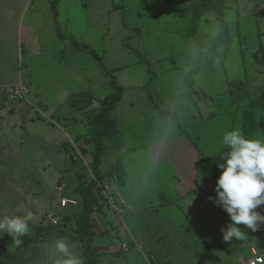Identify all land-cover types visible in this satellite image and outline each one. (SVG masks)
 <instances>
[{"label":"crops","instance_id":"1","mask_svg":"<svg viewBox=\"0 0 264 264\" xmlns=\"http://www.w3.org/2000/svg\"><path fill=\"white\" fill-rule=\"evenodd\" d=\"M90 1L88 14H86L87 18L80 20L78 19L79 8L75 5L71 6L69 0H0V112L2 113L3 118L9 112L14 111L17 107L15 104L11 103L8 105L6 103V101L11 100L4 97L6 95L2 88L5 85L23 79L29 86H31V93L33 89L37 94L36 98H29L26 101H29L27 103L30 104H36L37 101L40 104L38 110L41 114L38 117L47 120L48 116H50V114L52 115L53 111H55L59 113L56 116L73 129L70 130L71 133H75L74 137L71 133H65L61 126L60 132H64V138L62 136L59 139V145L63 149L65 159L73 164L77 163V161L73 162L71 158L68 157L64 145L66 143L76 145L75 140L77 135L84 134L88 131L83 113L78 110L76 111V109L70 104L66 105L64 108L58 107L65 102V99H67L65 93L62 94L63 87L60 86L62 88L60 90L56 87L57 84L63 85V81L60 80L59 83L57 80L55 81L52 79L46 81L45 76L49 75L50 77V74H46L49 70L50 64L43 65L42 68L38 66L36 67L35 65L30 66L31 57L42 56L43 58V56L54 55L57 51H68L66 46L70 43L67 41L61 43V40H63L59 36L61 30L66 33H71L77 38L78 32L82 30L80 26H88V29H85L87 32L89 27L95 31L100 25H107L110 23L111 12H118V9H122L126 15L128 14L131 23H133L130 26L128 22H125V28L121 35V38L124 37L127 39L125 40V44L129 46L130 42L128 41V38L136 40L140 35L142 38L147 31L146 26H149L153 33L156 30L174 31L176 33L181 32L182 30L181 33H183L185 40L183 43L186 47L185 49H187L185 52L187 57L180 70L184 71V80L190 82L191 90L197 91V89H199V91L204 93V98H169L171 101L169 108L161 107L158 111H155L152 107L151 104L153 102L151 99H142L147 104V112L150 113L151 118L159 119L164 116L167 117L170 113V109H172L173 114L179 119L181 127L177 133L178 136H180V134L182 135L185 131L183 138H185L184 142L189 156L188 158L191 160V163L185 164L183 167L180 166L178 160L179 152H176L173 155L169 154L171 149L174 151H178L179 149H176L170 143L164 147L162 145L163 139L160 137L146 136L139 139L143 134L142 130L139 129L136 123L130 122L129 124L126 122V111L129 109L128 106L123 104V96L126 88L116 77L115 72L126 68L128 63L125 59L114 60L116 62L115 64L109 63L106 58V55L108 54V50L105 49L106 47L102 51L104 57L101 55L103 61L105 59L104 63L106 62V67H108V69L115 75L118 84L123 87L121 100L113 111V117L119 128L118 140L115 141L113 147L103 158V166H105L106 161L112 158V161H109V163L107 162V168L117 165L119 173L122 172L123 174L121 179L116 183L110 179L115 185L112 184L111 181H108V184L114 192V196L121 203L123 212L121 213V216H118L115 212L111 211V209H104L101 213H94V216H97V219L99 220V223L97 220L99 229L104 231V235L102 236L108 237V233L114 231L115 236L112 235L114 238H112V236H109V238L113 240L117 239V242L115 243L118 245L116 246L106 243L105 241L99 243V238L102 236L98 237L97 240L98 244L104 247L110 246V249L112 250L123 247L118 250L116 256H120L123 252L125 254L126 252L133 250V248H137L140 253V248L142 249L143 246H145V243L143 244L142 240V238H145L142 231L144 226L150 224L151 221H157L156 219H151L149 217L144 218L143 213L150 214L152 211L154 212L155 210H158L160 215L159 220L163 224L165 223L164 225H166L169 232H172L173 230L167 226V218L165 219V216L159 211L163 204L168 202V205H172L173 201H176L175 203L178 204V207H182L184 200L193 197L194 195H198L201 199V204L203 205L204 210H213L210 202L208 203L207 201V196L211 193L214 195L215 192L207 190L204 191L205 195L202 193L207 186L208 181H217V178L219 177L214 170L208 175L209 170L212 169L213 165L211 160L218 151L225 147L222 144L223 134L240 128L234 124L235 118L233 116L235 112L232 111L233 106L223 107L221 105V102L227 98L213 97L218 95L216 92L217 89H219L217 88L218 86H222V91L228 93V87L226 88L227 79H229L230 82L234 80L248 81L244 59L242 57V48H240L241 41L239 40L241 35L238 23L242 16L247 17V19L249 18L254 26L255 35L260 40L259 48L255 46L252 53L254 54L257 51V53H262V55H264V0H227L226 6L223 8V16L227 28L225 30H227V33L223 32V34L222 31L224 28L222 22L218 21L216 11L214 10L206 11L198 20L196 29H192L195 28L192 27L191 24L193 16V11L191 9L192 0H132L128 6L117 4L118 0ZM17 3L20 4L18 8L16 5ZM54 3L57 6V22L55 20V12L53 9ZM188 20L190 21L189 28H187V30L183 29ZM159 24L165 25V29H161ZM92 30V36H94V31ZM125 30H128L129 34L125 35ZM193 30H195V32H192ZM16 34L18 38L17 44L15 43ZM196 34L200 35V39L196 38ZM81 35L82 38L79 36L78 39L81 38L84 40V38H86V41L89 39V36L85 35V33H81ZM222 35L223 37L225 36L224 39L232 38L234 41L236 40L237 44L239 42L238 48L226 46L224 43L218 44L217 41H220ZM56 39H60L57 48L53 46L55 44L54 40ZM26 45L27 48L25 47ZM16 50L18 55L19 72L16 71L17 62L14 58ZM9 52L12 53L13 56L10 61L6 59V55ZM136 52L140 54L139 50H136ZM116 53L121 56L126 55V52L122 47H120ZM155 53L156 52L153 51L152 54L154 55ZM222 54H224L223 67H226L228 76L225 75L224 72H222L221 75L217 74V59L218 55ZM193 56H199V58H193ZM42 58H40L41 61L43 60ZM153 60L160 73L155 72L151 77V82L159 77L162 78L164 74H166L165 79H173L177 77L168 66L163 68L160 67L161 61L166 62L165 58L162 60ZM253 60H256V53L254 54ZM171 61L174 62L172 59ZM254 61L252 63H254ZM23 64L25 66L24 70L21 69ZM20 65L22 66L20 67ZM176 68L177 66L175 69ZM7 72H10L9 77L7 76ZM36 73L38 74L35 76ZM65 85H67V83ZM262 88L264 90V84H262ZM68 93L71 94L69 91ZM81 93L82 92L78 94ZM103 98L104 97L96 99L98 101ZM97 101H94V107L99 105V102ZM231 102L234 103L229 99V105ZM134 103L135 100H132L130 102L131 106H133ZM30 104H28L29 107H31ZM153 106L158 105L155 104ZM237 108L239 109V105ZM261 109L264 114V108ZM238 112L240 113V110H238ZM239 113H236V115L238 116ZM32 116L33 109L30 108L28 118L31 120ZM13 124L15 127L18 126V123ZM3 126L4 124L0 122V127ZM220 127L221 130L219 131L218 129ZM222 129H225V131L222 132ZM194 137H197L198 139V147L193 143ZM212 139H214L215 142L213 145H210L209 141ZM182 155L185 159H188L185 154ZM156 157L159 160H163L162 163L168 165L169 168L172 166L174 170V172L171 170L170 173L167 172V174H165V178L168 177V179L163 182V185H165L164 188L167 189L166 192L160 191V187H158L159 173L154 163ZM0 161H5V159ZM3 165L7 164H0V166ZM76 171V169L72 170V174H74L75 177ZM204 174L205 177L201 181V177L204 176ZM76 185L77 184L74 186L73 194L70 195L64 191L66 185L65 180H63L64 190L62 188V196L71 198L75 200L76 203L62 206L60 202V207H58L57 210L48 212L46 218L49 219V215L51 214H57L59 217L58 219H60L62 215L77 209L80 198L75 191ZM163 197H167L168 200L161 202V198ZM166 211L168 215V212L171 211V207L166 208ZM181 211H183V207L181 208ZM107 216H109L108 220H106ZM100 220L104 224V228L101 227ZM106 223H109V227L106 226ZM111 227H113V229H110ZM262 229L264 233V225H262ZM120 233L126 237L125 240L120 238ZM247 235H249L250 238L247 236L248 244L245 247V251L239 250L240 248L238 249L236 246V251L232 256L217 257L216 255H213V259L221 264L224 260L225 264H239V259L241 258L243 259L241 264H247V259L253 255L260 254L264 258V235L260 239L258 238L256 231L253 232L250 229H247ZM176 243H178V241L174 242L175 245L173 249L175 250V253H178L179 255H174V252L169 250H165L164 252L161 247H156L155 244L154 250L151 251L152 248L146 245V252L141 256L143 258L142 262L145 264H178L180 261L182 262L181 264L206 263L207 258L201 253V251H198L195 254H190L187 248L178 246ZM52 244L53 243H31L17 251L6 250L0 247V249H2L0 251V264H3V261L8 260L9 257L26 260V262H23L22 264H51V259H54L52 248L50 247ZM68 244L76 255L79 257L82 256L81 248L78 244ZM108 250L109 249H107V251ZM173 257L174 260L172 261ZM125 259H127V261L132 260V264L139 263L134 251L132 254L125 256ZM177 259L180 260L177 262ZM81 260L83 261L82 257ZM210 261L212 262V259Z\"/></svg>","mask_w":264,"mask_h":264},{"label":"rangeland","instance_id":"2","mask_svg":"<svg viewBox=\"0 0 264 264\" xmlns=\"http://www.w3.org/2000/svg\"><path fill=\"white\" fill-rule=\"evenodd\" d=\"M131 1L132 0H118L117 4L128 6ZM90 2V0H69V4L71 6L75 5L79 8L78 19L80 20L87 18L86 14H88ZM16 5L18 8L20 4L17 3ZM118 10V12H111L110 23L107 25H100L95 31L89 27L87 32L85 29H88V26H80L82 30L78 32V37L81 33H85V35L89 36V39L87 42L85 40L86 38H84V40L81 39V36H83L81 35V38L78 39L77 37V40L79 42L87 43L102 56V51L106 47L105 49L108 50L106 58L109 63L115 64L116 62L114 60L117 61L118 59H125L127 61L128 66L126 68L115 72L116 77L126 88L123 96V104L129 108L126 111V122L129 124L130 122L136 123L139 129L142 130L143 134L139 139L146 136L160 137L163 139L162 145L164 147L170 143L176 149H179L178 151L171 149L169 154L173 155L176 152H179L178 160L180 166L183 167L185 164L191 163V160L188 158L189 156L184 142L185 138H183L185 131L182 135L180 134V136H178L177 133L181 127L179 119L173 114L172 109H170V113L167 117L164 116L159 119L151 118L150 113L147 112V104L142 99H151L153 102L151 104L152 107L155 111H158L161 107L169 108L171 102L169 98H204V93L199 91V89H197V91L191 90L190 82L188 80H184V71L180 70L187 57L185 54L187 49H185L186 47L183 43L185 40L183 33H181L182 30L177 33L174 31L156 30L153 33L151 28L146 26L147 31L144 33L142 38L141 35L136 40L128 38V41L130 42L129 46L125 44V40L127 39L124 37L121 38V35L125 28V22H128L130 26L133 23H131L130 16L128 14L126 15L122 9ZM216 17L218 21L221 22L219 16L216 15ZM159 26L161 29H165V25L159 24ZM189 26L190 21L188 20L185 23V28L183 29L187 30ZM238 28L241 35L239 38L241 41L240 48H242V57L244 59L245 69L248 76L247 79L249 81L248 82L246 80V82L250 83L248 84V86L250 85L248 92L251 99L257 98L259 94L258 91L263 89L262 84H264V55H262V53H257L256 51V60L254 61L253 59L255 53L253 54L252 50H254L255 46H259L260 40L255 35L254 26L252 25V22H250L249 18L247 19V17L242 16L239 20ZM91 30L94 31V36H92ZM126 34H129L128 30H125V35ZM196 36L197 39H200V35L196 34ZM224 37H221L220 41H217V43H224L226 46L238 48L239 42L237 44L236 40L234 41L232 38L224 39ZM17 41L18 38L16 34V44ZM64 41L70 43L66 46L68 51H57L54 55L43 56V58L42 56H32L30 63V66L35 65L40 68L49 63V70L46 74H50L51 78L49 75H46L45 80H57L58 83L60 80L63 81V85L57 84L56 87L58 90L62 89L60 86L63 87L62 94L65 93V97L67 99H65V102L58 107H66V105L70 104L68 99L72 95H77L80 92H88L87 94H89L92 98H102L110 93L111 77L101 69V66L96 59L90 53L76 48L71 39H63L61 40V43H64ZM54 43L55 44L53 46L57 48V45L60 43V39L54 40ZM25 47L27 48V45ZM120 47L124 48L126 52L125 56H121L116 53ZM136 50H139L140 54H138ZM153 51L156 52L154 55L152 54ZM6 57V59L10 61L13 57L12 53L9 52ZM14 58L17 62L16 71H18L19 66L17 50L14 54ZM40 58L43 60L41 61ZM164 58L166 59V62L161 61L160 67L163 68L168 66L177 77L173 78L174 80L172 78L165 79L166 74H164L162 78L159 77L151 82L152 75L155 72L160 73L157 70L153 59L162 60ZM193 58H199V56H193ZM171 59L175 63L172 62ZM253 61L254 63H252ZM223 62L224 54L218 55L217 74L221 75L222 72H224L225 75L228 76V71L226 67H223ZM21 66L22 65H20V67ZM176 66L177 68L175 69ZM21 69H25L24 64ZM7 73V76L9 77L10 72ZM37 74L38 73H36L35 76ZM229 82L230 80L227 79L226 88L228 87V89L230 84ZM66 83L68 86L65 85ZM217 88H219L216 91L218 95L213 98H227L221 102V105L223 107L233 106L232 111L235 112L233 116L235 118L234 124L240 127L239 130L243 134L242 108L244 105L242 104V107L239 109L237 108V103L231 102L229 105L228 100L230 99V101H232V98H230L228 93L222 91V86H218ZM67 89L71 94L68 93ZM36 95V92L32 89V93L29 98L34 99L36 98ZM4 97L7 98L6 96ZM132 100H135L133 106L130 104ZM27 102L29 101H6L8 105L12 103L17 107L14 111L9 112L3 118L2 113L0 112V122L4 124L3 127H0V160L5 159V161H0V164H7L0 166V219L8 216H25L27 213L31 212L33 214V220L30 221L29 224L35 225L40 224L48 212L57 210V208L60 207L63 193L61 188L64 187L63 180H65L66 185L65 190L63 188L65 193L70 195L73 194L74 186L77 184L78 179L74 174H72V170L76 169V172L81 171L83 173L91 171V157L87 154V150L84 154L79 152V160H77V163L73 164L68 162L65 159L63 149L59 145V139L62 136L64 138V132L69 134L73 129L61 121L56 116L59 113L55 111H53L52 115L50 114V116H48L47 120L45 118H39L38 116L41 112H39L38 106L40 104L37 101L36 104H30ZM28 104H30L31 107H29ZM155 104L159 107L153 106ZM30 108L33 109V116L31 120L28 118ZM238 110H240V113ZM262 111L261 107L255 109L256 116L259 119L258 129L252 136L243 134L246 138L264 139V114ZM236 113H239V115L237 116ZM13 123H18V126L15 127ZM61 126L64 129L63 133L60 132ZM218 130L220 131L221 127ZM224 131L225 129H222V132ZM71 135L74 137L75 133L72 132ZM214 142L215 140L212 139L209 141V144L213 145ZM80 143L84 144L83 140H80ZM80 143H76L77 147L78 144L81 146ZM193 143L198 147L197 137H194ZM180 153L185 154L188 159H185V157H183ZM111 159L106 161L105 166L102 168L103 170L106 171L109 169L107 168V162L109 163V161H112ZM154 160L159 173L158 187H160V191L166 192L167 189L164 188L165 185H163V182H165L168 177L165 178V174H167V172L170 173L171 170L174 172L173 167L171 166L169 168L168 165H164L162 163L163 160H159L157 157ZM183 170L185 171L184 168ZM212 170L213 165L212 169L209 170L208 175L213 172ZM204 177L205 174L201 177V181ZM108 181L109 180H107V182ZM209 182L210 181H208L207 186L202 191L204 195V191L207 190L215 192V185L217 181ZM112 184H114V182H112ZM215 196L216 192L214 195L211 193L207 196V201L208 203L210 202V205L213 208V210L210 211L207 209L204 210V207L201 204V199L198 195H194L193 197L184 200L182 204L183 211H181L182 207H178V204L175 203L176 201H173L172 205H168L167 201V203L164 202L165 204L162 205L159 211L163 216H165V219L167 218V226L173 230L172 232H169L166 225H164L165 223L163 224L159 220L160 215L158 210H155L154 212L152 211L150 214L143 213L144 218L149 217L151 219H156L157 221H151L150 224L145 225L142 230L145 235V238H142L145 246H143L142 249L140 248L141 254L138 252L137 248H133V250H130L125 254L123 252L120 256H116L118 250L123 247L119 249L115 248L117 250H112L110 249V246H107L109 247L107 248L109 249V252L106 249L105 253L101 255L100 264H132V260L127 261L125 256L132 254L133 251L139 260L138 264H145L142 262L143 258L141 256L146 252V245L150 246L152 251L154 250V244L156 247H161L164 252L165 250H169L171 252L173 251L174 255H179L178 253H175V250L173 249L175 245L174 242L177 241L178 243H176V245L187 248L190 254H195L198 251H201V253L207 258L205 264H221L220 262L218 263L217 260L213 259V255H216L217 257L232 256V254L236 251V246L238 249L240 248L239 250L245 251V247L248 244L247 236L250 238V236L247 235V228L245 226L241 225V231L246 232L243 240L235 238L231 242H225L223 240V233L221 229L226 228L231 221L227 212L222 207L217 206L212 199H209V197ZM165 200H168V198H161V202ZM168 207H171V211H169L167 215L166 208ZM256 211L264 214V205L259 206ZM49 217V221H52V219L58 220L59 218L57 214H51ZM108 217L109 216L106 217V220L109 219ZM94 219L97 221V216H94ZM100 223L102 226L100 224L99 225L104 228V224L101 220ZM106 226L109 227V223H106ZM110 229H113V227ZM256 233L258 238L261 239L264 235L262 225ZM108 234L109 236H112L114 235V231H110ZM109 236L100 237L99 243L105 241L106 243L117 246L118 244L115 243L117 242V239H110ZM112 238L114 237L112 236ZM120 238L123 240L126 239L122 233H120ZM1 250L2 249H0V251ZM211 259L212 262L210 261ZM173 260L174 257L172 258V261ZM178 260L180 259H177V262ZM51 261V264H56L55 259H51ZM23 262H26V260L9 257L8 260L3 261V264H22ZM242 262L243 259L240 258L239 264ZM181 263V261L178 262V264ZM82 264H84L83 261ZM222 264H225V260Z\"/></svg>","mask_w":264,"mask_h":264},{"label":"trees","instance_id":"3","mask_svg":"<svg viewBox=\"0 0 264 264\" xmlns=\"http://www.w3.org/2000/svg\"><path fill=\"white\" fill-rule=\"evenodd\" d=\"M226 2L227 0H192L191 9L193 16L191 24L192 27H195L192 29H196L198 20L206 11L214 10L222 22L224 28L222 34L223 32L227 33V30H225L227 29L226 21L223 16V8L226 6ZM53 9L57 22V6L55 3ZM192 32H195V30ZM59 36L61 39H71L76 48L90 53L100 64L101 69L111 77V91L103 99L97 101L96 98H92L87 94L88 92L74 94L68 99L74 109L83 113L88 131L77 135L75 140L76 143H80V140H83L84 144L80 143L81 146L78 144L77 147V145L72 143H66L64 148L73 162L79 160V152L84 154L88 150L87 154L91 157V171L76 172L78 181L75 191L80 198L79 206L76 210L62 215L57 222L49 221L45 216L40 224H29L30 234L21 238L22 243L19 246L14 243L8 234H0V247L17 251L31 243H53L56 239L63 238L68 243L79 245L84 264H100V257L108 247L98 244L97 238L104 235V231L99 229L93 215L94 213L103 212L104 209H111L102 192V185L104 183L108 184L107 180L110 181V179L116 183L123 176L122 172L119 173L117 165L106 171L102 169L104 155L118 140L119 128L113 117V111L121 100L123 87L118 84L114 74L106 67L102 56L90 45L79 42L76 36L62 30L59 32ZM248 88L246 80H234L229 84L228 94L234 103L240 105L239 108L242 107V104L244 105L242 108V131L244 135L252 136L258 129V118L255 109L258 107L264 108V90H260L257 98L251 99ZM94 101L99 102V105L94 107ZM227 151L226 147L222 148L211 160L213 162V170L218 175L222 171L218 163L224 162L223 157Z\"/></svg>","mask_w":264,"mask_h":264},{"label":"clouds","instance_id":"4","mask_svg":"<svg viewBox=\"0 0 264 264\" xmlns=\"http://www.w3.org/2000/svg\"><path fill=\"white\" fill-rule=\"evenodd\" d=\"M222 144L228 149L215 185V197H209L222 207L230 217V223L222 228L223 240H243L246 232L241 225L255 232L264 225V214L256 209L264 205V139L246 138L239 129L225 132ZM33 214L8 216L0 219V234H8L19 246L22 237L30 234L29 222ZM56 264H82L68 242L56 239L50 246Z\"/></svg>","mask_w":264,"mask_h":264},{"label":"built area","instance_id":"5","mask_svg":"<svg viewBox=\"0 0 264 264\" xmlns=\"http://www.w3.org/2000/svg\"><path fill=\"white\" fill-rule=\"evenodd\" d=\"M2 89L5 95L7 96V98H9L12 101L28 100L31 93L30 86L23 79L5 85ZM102 192L105 198L107 199V202L111 210L114 211L118 216H121V213L123 212V208L119 200L114 196V192L110 187V185L104 183L102 185ZM74 203H76V201L71 198H66L64 196H62L61 198L62 206H66L68 204H74ZM52 221L57 222L58 220L52 219ZM263 262H264V258L260 254L253 255L247 259V264H263Z\"/></svg>","mask_w":264,"mask_h":264}]
</instances>
